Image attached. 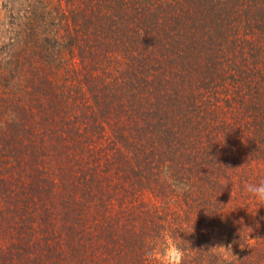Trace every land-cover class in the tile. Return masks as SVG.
<instances>
[{"label": "trees", "instance_id": "trees-1", "mask_svg": "<svg viewBox=\"0 0 264 264\" xmlns=\"http://www.w3.org/2000/svg\"><path fill=\"white\" fill-rule=\"evenodd\" d=\"M69 1L72 4L49 1L42 14L49 25L45 46L53 53L51 60L41 55L32 59L21 52L7 54L4 63V54H0L4 102L9 96L6 85L19 70V77L25 73L29 78L28 97L35 101L30 107L14 102L0 132V166L3 162L17 166L20 174L15 186L0 182V239L7 242L6 246L0 244L4 255L0 264H88L89 247L104 246L108 252L112 238L109 224L101 219L108 218L111 177H117L114 186L122 189L124 198L127 194L132 199L144 189H154L158 182L162 188L170 186L160 179L166 164L177 183L191 185L187 192L193 196L183 193L186 214H208L209 221L196 219L195 227L199 225L198 236L211 238L227 200L218 202L220 213L208 211V205L203 208L193 193L205 188H197L193 179L204 181V174L215 167L230 174L228 167L233 162L226 161L218 140L208 141L209 135L264 128V120L258 128L250 124L253 111L257 116L262 110L264 118V107L257 105V97L264 95V0ZM77 3L83 7L77 9ZM18 9L10 15L26 20L27 15ZM62 27L64 32H60ZM91 31L93 34H86ZM67 53L84 55L81 58H90L87 62L93 61L94 70L103 71L101 82L93 81L94 72L87 82L95 103L88 106L83 119L69 117L73 111L69 107L76 106L68 98L73 88L59 87L52 78L53 72L66 67L76 79L78 70L67 67ZM77 76L80 87L82 77ZM231 101L236 102L231 104L233 112H227L231 120L222 119L224 123L219 125L206 122L207 103L221 108ZM102 102L104 114L110 108L115 110L111 121L98 117ZM238 103L245 106L238 109ZM34 106L44 115L39 134L30 129ZM87 128L93 133L85 131ZM94 139H104L103 147L93 148ZM81 146L89 149L85 150L89 161L77 162L74 157L76 162L68 163L72 149ZM261 154L264 149L258 150L263 158ZM54 166L60 171L58 181L49 178ZM94 199L103 205L92 224L87 220L94 217L84 209ZM58 211L56 222L53 213ZM151 223L154 232L163 227L158 221ZM79 224L93 227L87 235L91 238L78 243L80 249L73 251L75 259L70 260L51 240L68 230L70 235H81ZM181 229V241L189 244L180 247L187 255L193 252L183 264H218L204 244L207 240L199 239L203 247L199 249L198 241L192 240L193 231L186 236L184 227ZM142 236L141 231L128 240L133 257L121 264H144L138 250L145 249ZM241 256L244 258V252ZM251 262L244 258L233 264Z\"/></svg>", "mask_w": 264, "mask_h": 264}, {"label": "rangeland", "instance_id": "rangeland-1", "mask_svg": "<svg viewBox=\"0 0 264 264\" xmlns=\"http://www.w3.org/2000/svg\"><path fill=\"white\" fill-rule=\"evenodd\" d=\"M49 1L54 2V0H0V54H4V63L7 54L10 53L19 54L24 52L32 59L37 58L39 55L47 60L53 58L51 49L45 46L47 45L45 43V38L49 36V25L46 24L42 16L45 9L50 6ZM64 3L72 4V1L64 0ZM82 7L83 5L81 3H77V9ZM15 8H19L18 10L23 11L24 14L27 15L26 20H21L18 15L14 17L10 15V12ZM71 27V30H73L74 24H72ZM60 32H64L63 27L60 29ZM86 34L93 33L91 31ZM82 56L84 55H80L79 53L74 56L70 53L66 54L67 62L69 63L67 67H74L78 70L76 71V73L78 72L76 74V79L72 75V71L66 67L59 69L57 73H52V78L59 87L60 84H63L66 89L73 88V93L71 96L69 95L68 98L76 104L75 107H69V110H73L70 112L72 114L69 117L74 119H77V116L83 119V114L88 106L95 103L92 91H87V82L91 79L92 72L97 76L96 80L93 81L101 82L103 78V71L98 69L94 70L93 61L88 63L87 60H90V58L87 59L85 56V59H82ZM49 68L54 71L52 66ZM20 72L19 70L17 76H14L12 79V82L6 85L9 96L6 97L5 102L3 99L5 97V91L3 86H1L2 76L0 74V132L3 128L2 123L4 119L8 118L11 114L12 104L14 102L20 101L21 105H28V107H30L31 103L35 102L28 97L30 85L27 84V82L29 78L25 73L19 77ZM79 73L82 77L80 87H78L79 77L77 76ZM82 89L83 94L81 96ZM84 91H86L87 95ZM245 97L251 98V95ZM239 98L241 97L237 98L238 102ZM257 99V105L264 107V95L258 96ZM257 99L254 98L253 100L256 102ZM233 103L235 104L236 102L231 101L228 104L222 103L220 106L221 108H213L212 105L207 103L209 111L205 115L207 118L206 122L209 121L211 125H219L224 123L222 119L231 120L227 112H233L234 109L231 105ZM99 105L100 114L98 117H100V119L109 118L108 120H110L113 117L114 108L108 109L106 115L102 112L105 110V102ZM243 106L245 105L238 103V109ZM215 107L217 106L215 105ZM33 108L36 110L31 118L32 127L30 129L36 132L39 131L37 132L39 134L41 129L37 130V128H40L41 118L44 117V115L41 116L42 111L35 106ZM254 112L255 111L252 113L254 118L251 119L253 122L250 124L252 127L258 128L264 120V118H262L263 111L259 110L257 116ZM106 120L104 124H106ZM85 122L87 123V121ZM91 129L89 128L88 130L87 128L85 131L93 133ZM232 133L233 132H219L208 136L209 142L218 140L219 147L222 146L226 161L228 163L233 162V164L228 167V171L230 172V174H228L229 176H227L224 171H221L219 167V169L215 167L209 171V175L204 174V176H207L204 181L201 182L200 178L193 179L197 188H205L200 193H193L195 198L203 204V208H207L208 205V211L212 210L216 213H220L218 202H221L222 199L227 200L225 202L227 205L220 214L222 221L220 225L213 230L214 234L210 235L211 238H205L206 235L198 236L199 225L197 224L195 227V223H197L196 219L201 218L202 220L207 219L209 221L208 214L204 215L194 211H190L186 214L187 206L184 203L183 193L189 197L192 194L188 192L176 193L171 186L162 188L161 182H158L156 185L154 184V189H144L140 191L138 197L130 199L128 197L131 196L126 194V198H124L122 189L118 185L114 186L117 177L113 175L111 177L110 197H107V201L109 202L107 207V210H109L108 218L101 219V222H107V224H109L112 246L108 252L104 246H102L103 248L100 246L89 247V252L92 254L91 257H89L88 264H121L127 259L132 260L133 256H130V254L133 255V251H131L133 245L130 244L128 240L138 236L141 231L143 233L142 237H144L145 249L139 247L138 250L141 253V257L143 256L145 260L144 264H158L155 259H148L147 254L154 253L157 250L158 242L162 241L161 232L167 230L172 234L179 246H186L189 242L183 239L181 241V237H179L182 235L180 232L184 231L181 229L183 227L186 236L193 231L192 240L198 241L197 246L199 249L203 248L202 245L199 244V239L203 238L200 239L201 242L207 240V242L203 243L207 245V248L210 250L212 247L216 246H230L231 250H229L228 254L233 262L237 260L239 263L244 261L245 258L250 262L253 260L255 262H251L253 264H264V205L257 203L254 198L250 197L244 191V185L246 183L258 184L261 180H264V154H261L263 158L258 155V150L264 149V128L261 126L256 130L249 131L244 129L241 130V132H235L234 135H232ZM254 133H258L260 137L255 136ZM23 137L27 140L26 135H23ZM104 143V139H94L91 142V146L99 149L103 147ZM1 147L2 144L0 143V148ZM85 150L89 151L86 146H81L77 149L74 147L71 153L73 157L70 158L67 156L68 163L76 162L74 161V157H76L77 162L83 160L88 162L90 155L87 156ZM1 151L3 150L0 149V154ZM1 166L3 180L0 182L15 186L16 182H18V175H20L17 166L13 168L6 162L1 163ZM75 166L77 167L78 163H76ZM50 172L51 175L49 178L58 181L60 171L54 166ZM61 174L64 175V173ZM123 182L128 183L126 181ZM101 183H105V181L102 180ZM105 200L106 198L104 201ZM199 202L194 201V203ZM102 205L99 199H94L93 202L87 204L84 210L87 214H91L94 217L88 219L87 222L93 224L96 216H100V208ZM147 213H150V215L146 217ZM59 214V211L53 213V217L56 216L54 221L57 222L60 216ZM133 217L135 220L132 219ZM97 219L99 220L98 217ZM141 220H143V223L140 222ZM157 221L158 223H163V227L162 229L160 227V230L154 232V230H150V225L153 224L151 222ZM146 222L149 223V226H146ZM92 228L93 227L89 226L85 228L84 224H79L78 229L82 230L81 235L74 236V233L70 235L68 230L67 233H63V236H59L60 238L54 237L51 242L55 248L63 251V257H69L70 260L75 259L72 255L73 251L80 249L78 243L81 242V240H88L91 238V235H87L92 232L90 231ZM208 228L213 229L212 226ZM146 229L150 230L148 234L149 236L151 235V237H148V234H146ZM194 243L195 242H192V244ZM0 244L6 246L7 242L5 239H0ZM249 245H251V247H249ZM160 250L162 251V249ZM242 252L245 254L244 258L241 256ZM191 255H193V252H190L188 255L185 254V257ZM3 256L4 255L0 252V261ZM122 257L126 259H122ZM216 261L218 263V260Z\"/></svg>", "mask_w": 264, "mask_h": 264}, {"label": "clouds", "instance_id": "clouds-1", "mask_svg": "<svg viewBox=\"0 0 264 264\" xmlns=\"http://www.w3.org/2000/svg\"><path fill=\"white\" fill-rule=\"evenodd\" d=\"M160 179L172 187L176 193L191 191V185L187 183H177L172 176L170 166L167 164L160 170ZM244 191L261 205H264V180L257 183H246ZM232 195V193H231ZM162 241L158 242L157 250L149 253L148 259H155L158 264H183L185 251L178 245L175 238L167 230L161 232ZM242 247V245H241ZM251 247V245H249ZM243 248V247H242ZM162 249V251L160 250ZM231 247L216 246L212 247L211 253L218 258V264H233L229 256Z\"/></svg>", "mask_w": 264, "mask_h": 264}]
</instances>
